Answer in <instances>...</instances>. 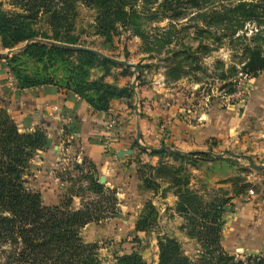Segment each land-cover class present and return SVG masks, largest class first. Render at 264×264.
I'll return each instance as SVG.
<instances>
[{
  "label": "trees",
  "instance_id": "trees-1",
  "mask_svg": "<svg viewBox=\"0 0 264 264\" xmlns=\"http://www.w3.org/2000/svg\"><path fill=\"white\" fill-rule=\"evenodd\" d=\"M207 2L0 0V45L9 49L34 38L83 45L75 25L78 6L82 5L94 11V35L110 41L118 28L130 29L131 34L141 39L151 57L154 52L159 55L162 51L169 55L163 58L167 80L176 82L193 76L194 82H200L201 78L196 75V71L204 70L200 63L201 57L218 47L203 41L209 38V28L223 27L232 17L236 25L231 30L232 35L246 22L255 20L258 26L264 24V15L258 12V5L253 0H239L234 7L211 14L207 11L198 13ZM190 9H195L194 15L189 16ZM233 12L239 16L229 15ZM181 20H184V24L177 28L176 22ZM192 20H200L204 24L189 25L187 22ZM162 21H166L167 25L158 27L156 24ZM191 27L193 30L189 33ZM180 31L184 34L178 37ZM185 36L190 37L189 41H183ZM260 40L243 49L241 70L251 77L264 71V38ZM191 41H196V45ZM3 59L11 83L18 90L53 85L84 99L93 111H107L113 99L125 98L129 101L133 97L128 84L118 86L104 80L116 65L89 51L32 41L20 52ZM138 66L141 70L142 66ZM216 66L214 75L225 81L231 90L233 83L229 80L237 72L235 66L228 70L223 69L221 62ZM93 68H98L101 74L92 77ZM127 73L131 74V71L122 67L120 74ZM140 82L141 72L138 84ZM47 141L46 128L38 124L20 130L7 108L0 103V264H100L98 245L85 242L81 229L88 223L115 216L118 204L116 192L99 183L95 166L88 162L91 165L90 171L85 174L81 172L86 181L84 186L77 191L72 189L58 205H44L40 193L30 187L28 177L35 169V156L46 146ZM152 153L169 154L178 165H167L165 161H160L156 166L143 164L142 169L138 167L142 181L139 188L157 190L160 187L158 179L171 180V186L164 190L176 188V209L187 220L182 228H186L185 234L188 237L200 244L197 258L193 260L185 254L175 237L160 236L157 239V264H264V256L252 255L236 259L223 249L224 213L227 206H232V197L223 193L207 198L206 192L199 193L187 187L188 178L180 175L185 170L182 164L184 160L214 159L210 152L181 154L159 150ZM86 161L83 158L81 164ZM76 166L79 167L78 164ZM246 186V183L241 184L236 192L241 193ZM74 196L80 199L77 208L72 206ZM156 215V207L147 202L137 217L134 231L147 235L156 221ZM134 241H125L123 245H133L132 248H135L140 243L137 235ZM114 259L113 264H148L135 249L117 255Z\"/></svg>",
  "mask_w": 264,
  "mask_h": 264
},
{
  "label": "rangeland",
  "instance_id": "rangeland-1",
  "mask_svg": "<svg viewBox=\"0 0 264 264\" xmlns=\"http://www.w3.org/2000/svg\"><path fill=\"white\" fill-rule=\"evenodd\" d=\"M238 1L208 0L207 4L201 10H198V13L207 11L208 14H211L215 11L229 9L234 7ZM253 2L257 3L258 12L264 15V0H253ZM194 10H188L189 16L194 15ZM229 15L239 16L237 12L230 13ZM93 18L94 11L92 9H88L82 5L78 6V16L75 25L83 45L98 49L107 55L126 59L131 63L141 65V82L138 85L146 88L150 87L153 90L156 89L160 93H164L165 91L170 93L172 91L176 99L175 105L178 104L180 109H184V111L180 110L181 113L190 117L195 110L200 112L216 107V112L220 113L221 117V113L225 110H228L225 114L227 116L229 112L241 110L243 114L242 118L246 117V122L250 123L247 125V128L244 125L247 134H249V127L254 124V120L264 119V71H261L255 77H251V75L241 70L244 47L261 42L260 39L264 38V24H259L258 26L255 20L253 22H246L241 29H238L232 35L231 30L236 27L235 19L232 17L230 22L225 23L223 27L215 26L209 28L210 33L207 35L209 38L203 41L218 47L208 55L201 57L200 63L204 70L196 71V75L201 78V81L194 82L193 76H189L181 78L176 82H170L165 76V63L163 59L164 57L168 58V54L165 55L162 51L159 55H156L154 52L151 57L144 49L141 39L131 34L130 29L118 28V31L113 35L111 40L106 41L104 38L93 34ZM182 21L184 20L176 22L178 23L177 28L182 23L184 24ZM187 23L189 25L197 23L199 26H203L204 24L200 20H197V22L192 20ZM156 25L164 27L167 25V22L162 21ZM192 30L193 28L191 27L188 32L191 33ZM182 34L184 33L180 31L178 37H181ZM189 36L192 35L190 34ZM259 36L262 38L258 39L257 37ZM217 37L220 38L219 41ZM189 38L185 36L183 41L187 42ZM191 43L196 45V41H191ZM22 44L16 45L15 49ZM6 51L7 49L2 48L0 45V52L5 53ZM20 51L15 50L9 55L0 57L1 63H5L3 58L10 57L12 54ZM218 62L223 63L224 70H228L232 66H235L237 70L236 74L229 80L233 83L231 90L228 89L225 81L218 79L214 75L217 71L216 65ZM115 65L116 67L111 69L110 74L120 76L124 85L128 84L130 86L133 78L132 68L126 67L131 71V74L121 75L120 72L123 66ZM97 70L99 69L97 68ZM96 72H93V74L95 75ZM135 92H133V97L129 100L131 107L134 105L135 98L139 99L137 85ZM1 93L5 94L6 91L1 90ZM4 97H7V95ZM258 104H262V107L258 106ZM137 106L139 108L138 103ZM252 106H254L256 114H251ZM5 107L18 128L26 129L23 128L19 118L13 116L17 112L14 110L12 102H9V105ZM134 133L135 129L133 127ZM72 141L73 139L64 138V142L61 145L63 148L59 150V153L58 149L54 150L53 138L50 135L48 136L46 146L35 156V169L31 171L32 174L28 177V181L30 187L40 193L44 205H58L72 189L77 191L79 187L86 184L81 172L85 174L90 171L91 165L88 162L91 161L85 158L87 161L81 164L83 158L79 159L76 157L74 148L72 150L69 149ZM141 143L147 144L142 141ZM217 143V140L212 143L215 150L213 153H221L222 157L213 156L214 159L210 160H201L200 158L191 159L193 161L184 160L182 164L185 170L180 175L181 177L188 178L187 187L199 193L206 192L207 198L214 195H224L223 193L234 199L236 198L235 201L237 203L231 201L232 206H227L224 213L225 223L222 232V246L226 252L233 255L236 259H244L252 255L264 256V245H258L260 241L255 242L257 245L254 242L253 245H250L251 241L246 239L245 231L249 225L248 223L245 224L240 216L244 211L242 205L252 201L254 195H261L264 192V187H262L264 182L260 180V177L264 176V171H255L249 166L250 163L264 165V156L257 157L255 154L244 156L233 155V153H238V148H225V146H218ZM252 143V140L248 139L244 147L249 148ZM153 146L157 147L159 145ZM65 147L68 149H65ZM163 150L173 151L168 149ZM208 152H212L211 148ZM149 156L159 157L157 164L160 161H165L167 165H178V162L174 161L169 154H153L136 144L135 153L129 158L133 159L136 171L131 173V177L123 178V182L126 185L110 187L108 184L103 183L107 189L116 192L118 204L115 216L108 217L99 222L88 223L81 229L85 242L98 245L100 264H113L115 256L128 253L131 249L137 250L148 264H157V239L163 235L175 237L180 242L185 254L193 260L197 258L200 244L195 239L188 237L185 234L186 228H182L183 225H186L187 220L176 209L178 200V197L174 194L176 188L164 190L165 187L171 186V180L158 179L160 187L157 190L139 188L142 181L138 167L142 169L143 164H150L146 161L144 162L145 158ZM77 164L79 167L76 166ZM129 166L125 165L124 170L127 171L130 168ZM96 172L99 175L98 171ZM243 183L247 184L246 189L242 190L241 193H237V188ZM167 193H171L176 197L175 200L170 201L171 205L168 204V200H161ZM147 202H151L156 207L157 215L156 221L151 225L149 233L145 235L144 232L136 233L134 226L137 217ZM72 206L75 208L80 206V199L78 197H73ZM135 235L140 240V243L135 245V248H132L133 245H123L125 241L130 243L135 242Z\"/></svg>",
  "mask_w": 264,
  "mask_h": 264
},
{
  "label": "crops",
  "instance_id": "crops-1",
  "mask_svg": "<svg viewBox=\"0 0 264 264\" xmlns=\"http://www.w3.org/2000/svg\"><path fill=\"white\" fill-rule=\"evenodd\" d=\"M96 70L97 68H93L92 74ZM8 74L7 68L0 61V103L7 106L12 102L17 112L13 116L19 118L23 128L30 129L38 124L46 128L48 136L51 135L53 138L54 147L58 146V152L63 148L61 145L65 132L73 131L74 138L69 149L74 148L79 159L86 158L91 161L99 173L98 176L103 175L104 183L110 187L125 186L123 178L131 177V173L136 171L133 159L129 158L135 153L136 146H133V143L137 122L141 141L148 146L164 145L186 153L208 152L211 148L213 153L215 150L212 143L217 140L218 146L238 148V153L233 155L264 156V119L254 120L247 134L244 125L247 128L250 123L246 122V117L242 118L241 110L229 112L228 116L225 115L228 110H225L220 117L215 107L200 112L195 110L189 117L181 113L184 109H180L178 104L175 105L176 99L172 91L160 93L156 89L146 88L137 83L138 117L135 114L137 97L132 107L128 99L118 98L111 101L107 111H93L84 99L69 90L58 89L53 85L15 89ZM100 74L101 72L97 70L92 77ZM121 79L120 76L112 74L104 77L106 82L118 86L124 85ZM1 90H5L6 93H1ZM5 95L7 97H4ZM258 106L262 107V104ZM254 110L252 106L251 114L255 113ZM109 122L112 123L110 128L107 127ZM248 139L253 142L249 148L244 147ZM123 149H131L133 152L117 157V152ZM158 160L159 157L149 156L144 162L156 165ZM125 165H130L127 171L124 170ZM260 180L264 182V176H261ZM175 199L173 194L167 193L161 200H168V204L171 205L170 201ZM235 199L232 198L231 201ZM242 206L244 211L240 216L245 224L249 225L245 231L246 239L251 241L250 245L258 241H260L258 245H264V192L261 195H254L252 201Z\"/></svg>",
  "mask_w": 264,
  "mask_h": 264
},
{
  "label": "water",
  "instance_id": "water-1",
  "mask_svg": "<svg viewBox=\"0 0 264 264\" xmlns=\"http://www.w3.org/2000/svg\"><path fill=\"white\" fill-rule=\"evenodd\" d=\"M32 41H39V42H42L44 44L58 46V47L67 48V49H71V50L89 51V52H92V53L96 54L100 58H102L104 60H107L109 62H112L114 64L121 65L123 67H130L133 70V78H132V81L130 83V88H131V90L134 93H136L135 92L136 91V85H137L138 78H139V73H140V68H139L138 64L131 63V62H129L126 59H121V58H117V57H114V56L107 55L104 52H102V51H100L98 49H95V48L82 46V45H78V44H67V43L57 42V41H53V40L34 38V39L26 41L25 43H23L17 49H15V47H13V48L7 49V51L5 53L4 52H0V57H3L4 55H9V54L13 53L15 50H23L26 47V45L29 42H32ZM137 103H138V99L136 98L135 114L138 117L139 116V111H138V108H137L138 107ZM46 125H49V123H46ZM56 138H57V136H56ZM135 142L140 148L145 149V150L150 151V152H157V151L163 150V149L172 150L169 147H166L164 145H162L160 147H152V146H148V145L142 144L141 143V136H140V130H139L138 122L136 123ZM57 147L58 146L55 145L54 149L56 150ZM173 151L181 153V154H187L186 152H183V151H180V150H176V149H173ZM132 152L133 151L131 149H128V150L127 149H123V150H120V151L117 152V157H120L122 154H131ZM211 154L214 157H222L221 153H219V154L211 153ZM249 166L252 169H254L255 171H264V165H262V164L250 163ZM104 180H105V177L103 175H101L99 177V183L103 184Z\"/></svg>",
  "mask_w": 264,
  "mask_h": 264
},
{
  "label": "built area",
  "instance_id": "built-area-1",
  "mask_svg": "<svg viewBox=\"0 0 264 264\" xmlns=\"http://www.w3.org/2000/svg\"><path fill=\"white\" fill-rule=\"evenodd\" d=\"M112 126V123L111 122H109L108 124H107V127L108 128H110ZM62 132H64V131H61V133ZM64 138L66 139H73L74 138V133H73V131H70V132H65V136H64ZM59 141H60V139H59ZM250 192L251 193H253V191H251L250 190Z\"/></svg>",
  "mask_w": 264,
  "mask_h": 264
}]
</instances>
